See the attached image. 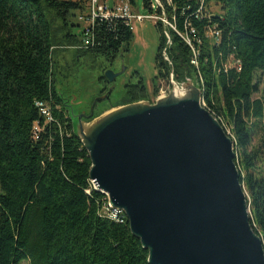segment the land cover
Listing matches in <instances>:
<instances>
[{
    "label": "trees",
    "instance_id": "16d2710c",
    "mask_svg": "<svg viewBox=\"0 0 264 264\" xmlns=\"http://www.w3.org/2000/svg\"><path fill=\"white\" fill-rule=\"evenodd\" d=\"M88 1L0 0V264H150L127 217L117 223L103 216L108 198L95 190L89 153L58 91L56 47L81 43L69 29L80 27L73 19L87 13ZM122 1L136 7V0ZM143 1L149 16H165L176 28L156 24L154 92L172 70L179 81L199 77L208 110L231 127L251 224L264 241V143L254 145L264 130V96L255 98L264 80V0H159L156 9L154 0ZM188 24L196 68L177 33ZM208 26L220 30L217 45ZM98 38L101 46L88 52L114 58L128 51L134 32L121 21L101 23ZM231 57L241 60L240 73H226ZM127 90L130 97L147 92L144 84Z\"/></svg>",
    "mask_w": 264,
    "mask_h": 264
},
{
    "label": "water",
    "instance_id": "95a60500",
    "mask_svg": "<svg viewBox=\"0 0 264 264\" xmlns=\"http://www.w3.org/2000/svg\"><path fill=\"white\" fill-rule=\"evenodd\" d=\"M125 71L105 77L114 83ZM182 91L92 123L78 117L95 190L125 212L150 264H264L234 141L199 88Z\"/></svg>",
    "mask_w": 264,
    "mask_h": 264
},
{
    "label": "rangeland",
    "instance_id": "374dc122",
    "mask_svg": "<svg viewBox=\"0 0 264 264\" xmlns=\"http://www.w3.org/2000/svg\"><path fill=\"white\" fill-rule=\"evenodd\" d=\"M113 3L114 2H112V4ZM134 12L142 16H149L151 14L145 9L143 0H136ZM161 17L166 19V22L162 21V23L164 24V29L167 30L170 23L165 16ZM73 22L74 24H79L80 27H71L69 31L72 32V34L80 35L81 39L83 23L80 22L79 18L73 19ZM157 22H159V20L135 22L133 25L134 38L128 51H122L114 58L94 55L88 52L89 50H77L76 47L80 46L81 43L78 45H71L66 44L67 41H65L56 47V79L58 80V91L60 95L65 98L64 101L69 110L70 117L73 120L75 130H77L79 116H83L82 122L92 123L105 114L128 105L144 103L155 106L160 99H164L163 97H168L177 89L183 90L184 86L189 82H192L200 89L201 104L208 110L204 100L205 91L200 84L199 77L197 79V77L194 76L192 79L179 81L178 76L174 73V70H172L169 77H164L159 80L157 86L158 91L156 93L154 92L153 81L157 75L156 59L159 54L160 46V33L157 29ZM172 28H174L173 25ZM174 29L176 30V28ZM60 37H62V35H60ZM77 51H81L82 54H76L75 52ZM166 53L165 49L163 54L164 62L173 67ZM79 66L82 67V70L78 73L77 70H79ZM193 66L196 68L198 65L193 64ZM124 69H126L125 73L117 78L113 84L105 77V73L108 70H115L120 73ZM143 84L147 88L146 93L138 91V96L135 93L131 97L129 96L127 87L136 88V86H139V88H141ZM137 90L139 89L137 88ZM135 91L136 90L133 92ZM263 92L264 80L261 85V93L256 95L255 98H263ZM211 114L214 116L212 112ZM219 122L231 136V127L228 125L227 121L223 119V122ZM260 129H264V122ZM263 143L264 130L255 136L254 145L258 147ZM107 198L109 200L108 196Z\"/></svg>",
    "mask_w": 264,
    "mask_h": 264
},
{
    "label": "built area",
    "instance_id": "2783aa9c",
    "mask_svg": "<svg viewBox=\"0 0 264 264\" xmlns=\"http://www.w3.org/2000/svg\"><path fill=\"white\" fill-rule=\"evenodd\" d=\"M171 1V0H168ZM112 2H114L112 4ZM157 7H162V4L159 0H154L153 9ZM204 10V3L202 4L199 14L201 16ZM203 16V14H202ZM166 18V17H165ZM82 27V38L81 45L76 47L77 50H91L101 46V42L98 38V27L101 23H114L121 21L124 25L129 28L131 31L134 29L135 22L144 21V20H159L165 21L161 16H142L137 15L134 12V7L126 1L122 0H89L87 5V13L79 17ZM166 22V21H165ZM172 27V25L170 24ZM220 32L217 26H208L206 30V36L209 38L212 43L217 45V34ZM179 36L184 40V42L191 48L194 57V48H193V38H194V28L191 24H188L186 27V33H179ZM193 60H198V57H194L191 61L193 65ZM224 69L226 73L230 70H235L238 73L242 71L241 60L235 59L233 61H226L224 64ZM42 108V114L49 120L52 121L50 114L42 104H38ZM104 217L121 223V220H124L123 217L117 216V209L107 208L103 214Z\"/></svg>",
    "mask_w": 264,
    "mask_h": 264
},
{
    "label": "bare ground",
    "instance_id": "6f19581e",
    "mask_svg": "<svg viewBox=\"0 0 264 264\" xmlns=\"http://www.w3.org/2000/svg\"><path fill=\"white\" fill-rule=\"evenodd\" d=\"M194 34H195V31H194ZM221 37V33L220 32H218V34H217V40L219 39ZM195 50V49H194ZM196 52H194V54H195ZM167 54V53H166ZM235 58L234 57H231L230 58V61H233ZM193 64H196V65H198V62L195 60V61H193ZM113 84V83H112ZM203 91V90H202ZM181 92V93H180ZM176 95L178 96V97H182L183 95H184V91H182V90H179V89H177L176 90ZM164 99H166L165 97H163ZM126 105V104H125ZM74 114V113H73ZM73 118V117H72ZM107 196V195H106ZM109 201V200H108ZM109 208H112L111 206H110V202H109ZM117 216L118 217H123V219H126V214H125V212L124 211H122V210H118L117 209ZM124 222V220H121V223H123Z\"/></svg>",
    "mask_w": 264,
    "mask_h": 264
},
{
    "label": "flooded vegetation",
    "instance_id": "af4514ba",
    "mask_svg": "<svg viewBox=\"0 0 264 264\" xmlns=\"http://www.w3.org/2000/svg\"><path fill=\"white\" fill-rule=\"evenodd\" d=\"M81 66H79L78 68H79V70H77L78 71V73H79V71H81L82 70V67L80 68ZM115 73H118L117 71H115V70H113ZM63 98V100H65V98L64 97H62Z\"/></svg>",
    "mask_w": 264,
    "mask_h": 264
}]
</instances>
